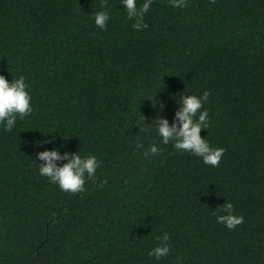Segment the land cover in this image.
<instances>
[{
    "label": "trees",
    "instance_id": "obj_1",
    "mask_svg": "<svg viewBox=\"0 0 264 264\" xmlns=\"http://www.w3.org/2000/svg\"><path fill=\"white\" fill-rule=\"evenodd\" d=\"M102 3L0 0V74H23L33 105L0 127V264H264V0H153L139 31L120 0L98 28ZM205 89L218 166L155 132L135 147L136 121L171 125L176 100ZM153 140L163 151L146 158ZM53 147L101 161L83 192L39 174ZM226 200L244 217L231 230L213 215Z\"/></svg>",
    "mask_w": 264,
    "mask_h": 264
},
{
    "label": "clouds",
    "instance_id": "obj_2",
    "mask_svg": "<svg viewBox=\"0 0 264 264\" xmlns=\"http://www.w3.org/2000/svg\"><path fill=\"white\" fill-rule=\"evenodd\" d=\"M169 2L174 8L186 6V0H169ZM152 3L153 0H143L140 4L138 0H120V4L124 6L123 11L126 12V18L134 21L133 29L139 31L148 28L145 16ZM106 5L107 0H103L102 10L93 15L94 23L100 29H106L111 18L110 10ZM29 87L23 74L13 77L11 81L5 75L0 74V127L4 131H12L17 125L18 118L22 120L33 112ZM210 95L211 91L208 89L200 95L195 93L182 95L179 100H176L179 108L175 112L171 125L169 120L162 115H157L150 124L146 123V120L136 121L135 125L138 126L139 133L144 134V138L137 136L134 141L135 147L143 149L144 139L149 138L150 134L155 132L163 145L171 143L178 152L190 153L199 157L206 165L218 166L225 149L212 147L209 141L201 136V131L208 130L211 126L208 109L203 107ZM161 110H163L162 104ZM49 142L38 141L37 146L42 147L44 143ZM162 151L153 140L143 151V156L155 157ZM33 160L39 162L38 171L41 176L46 177L52 184L58 185L62 191L71 193L83 192L86 180L94 178L97 168L101 165L96 155L88 154L82 157L78 152L64 151L62 153L59 147L38 151ZM59 161L63 163H58ZM213 215L217 223L224 224L230 230L244 220L242 215L235 214L234 205L229 200L220 205ZM155 239L159 243L148 251V255L159 260L171 252L170 235L168 232H163Z\"/></svg>",
    "mask_w": 264,
    "mask_h": 264
}]
</instances>
